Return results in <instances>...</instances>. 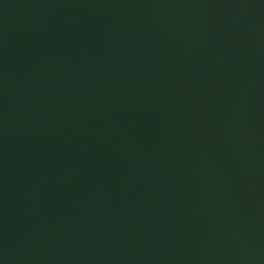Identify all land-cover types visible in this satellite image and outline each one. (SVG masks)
Here are the masks:
<instances>
[{"label":"water","instance_id":"water-1","mask_svg":"<svg viewBox=\"0 0 264 264\" xmlns=\"http://www.w3.org/2000/svg\"><path fill=\"white\" fill-rule=\"evenodd\" d=\"M0 264H264V0H0Z\"/></svg>","mask_w":264,"mask_h":264}]
</instances>
